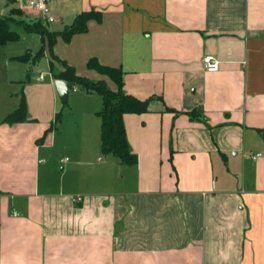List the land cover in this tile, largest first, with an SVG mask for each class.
Returning a JSON list of instances; mask_svg holds the SVG:
<instances>
[{
    "label": "crops",
    "instance_id": "obj_1",
    "mask_svg": "<svg viewBox=\"0 0 264 264\" xmlns=\"http://www.w3.org/2000/svg\"><path fill=\"white\" fill-rule=\"evenodd\" d=\"M32 1L0 14L61 31L91 11L86 31L43 41L53 81L59 58L117 89L96 58L150 102L124 115L137 161L123 164L102 152L99 93L69 88L65 126L10 124L21 97L6 75L0 264H264V0H49L51 22Z\"/></svg>",
    "mask_w": 264,
    "mask_h": 264
},
{
    "label": "trees",
    "instance_id": "obj_2",
    "mask_svg": "<svg viewBox=\"0 0 264 264\" xmlns=\"http://www.w3.org/2000/svg\"><path fill=\"white\" fill-rule=\"evenodd\" d=\"M14 12L8 17H4L0 14V45L6 44L9 41L17 40L20 37V33L17 30L12 29L10 25L12 19H15L13 16ZM90 16L91 11L78 14L75 20L61 31L49 30L47 25L41 20L33 22L24 19L16 21L15 19L16 23L22 25L26 31L38 33L42 39V45L36 54L27 51L14 58L32 61L37 60L44 53L43 41L45 38H47L50 47L53 46L58 35H61L66 41H68L73 34L86 31L87 21ZM54 57L56 58V56ZM57 59L64 65L65 70L61 72H53L55 78L66 80L69 83L70 89L72 87H81L88 92H96L102 96L103 105L97 111V114L101 119L102 152L104 154H113L120 163L134 164L137 161V156L132 152L128 143L124 115L126 113H142L147 111L150 98L140 99L127 93L123 89L122 72H115L114 69L101 65L96 58H91L88 61V65L97 68L102 74L109 75L117 83V89L109 87L107 82L103 79L95 80L78 75L76 74L74 66L69 65L67 62L59 58ZM27 112V101L23 94L19 106L4 118V122L13 124L26 121L28 118ZM60 119L61 115L58 114L54 125L50 127L57 126ZM48 130H46L44 135L40 137L39 141L44 140L45 134Z\"/></svg>",
    "mask_w": 264,
    "mask_h": 264
},
{
    "label": "rangeland",
    "instance_id": "obj_3",
    "mask_svg": "<svg viewBox=\"0 0 264 264\" xmlns=\"http://www.w3.org/2000/svg\"><path fill=\"white\" fill-rule=\"evenodd\" d=\"M10 25L12 29L20 33V37L17 40L0 45V82L6 79L8 73L13 76V89L11 90L13 98L21 97L24 93L27 106L29 102L32 106V114L28 110L27 116L41 117L43 115L50 119L49 122L54 123L57 115L60 114L61 119L57 126L60 127V124L65 126L64 116L67 118L68 110L74 109L73 97L68 94L67 101L62 102L56 92L54 98L52 90L55 88V80L53 81L49 58L44 54L35 61L14 58L29 50L36 54L42 43L39 34L26 31L22 25L14 22H11ZM50 27L53 28L52 24H50ZM77 89L84 90L81 87H77ZM70 91L71 96H73L74 88L72 87ZM4 100L2 88L0 87V107L5 104Z\"/></svg>",
    "mask_w": 264,
    "mask_h": 264
},
{
    "label": "built area",
    "instance_id": "obj_4",
    "mask_svg": "<svg viewBox=\"0 0 264 264\" xmlns=\"http://www.w3.org/2000/svg\"><path fill=\"white\" fill-rule=\"evenodd\" d=\"M48 1L49 0H33L31 5L40 15H42L45 18L47 22H51L55 20V16L50 11ZM202 64L208 70H218L220 67V60L212 54H206L202 58ZM260 154L261 153H257L254 155V157L256 158ZM67 159L68 158L61 160V165H60L61 168L63 167V164Z\"/></svg>",
    "mask_w": 264,
    "mask_h": 264
},
{
    "label": "water",
    "instance_id": "obj_5",
    "mask_svg": "<svg viewBox=\"0 0 264 264\" xmlns=\"http://www.w3.org/2000/svg\"><path fill=\"white\" fill-rule=\"evenodd\" d=\"M55 86L62 102H66L69 94V83L64 79H55Z\"/></svg>",
    "mask_w": 264,
    "mask_h": 264
}]
</instances>
